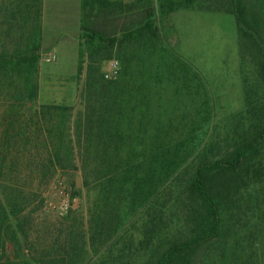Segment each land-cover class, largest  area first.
<instances>
[{"label": "trees", "instance_id": "1", "mask_svg": "<svg viewBox=\"0 0 264 264\" xmlns=\"http://www.w3.org/2000/svg\"><path fill=\"white\" fill-rule=\"evenodd\" d=\"M23 1L35 0H7L10 7L2 13L5 21L17 30L19 25L35 21L20 20L21 13L35 11L21 9ZM194 1L155 0L154 6L121 19L114 16L123 10L109 7L106 0H81L76 74L86 59L82 108L69 119L70 106H39L42 126L39 121L35 123L38 133H43L38 136L40 148L8 146V134L7 140L0 141L7 145L0 149V264H37L41 259L35 256L37 242L29 243L30 231L38 224L33 214L39 210V179L47 180L57 171L78 170L84 188L91 184L101 187L105 182L108 191L115 193L120 185L131 197L137 181L134 156L142 157L143 145L147 143L159 153L155 157L164 155V135L144 138L131 130L134 125L136 129L160 124L140 85L133 86L132 77L104 79L98 69L108 59L117 34L120 40L136 41H141L145 31L153 36L155 18ZM199 1L203 10L233 16L239 57L250 65L258 84L253 81L249 94L243 97V107L230 132L219 141L209 135L202 138L203 145L190 163L184 183L176 188L167 207L175 222L172 229L157 230L162 224L161 209L146 214L153 218L147 224L155 240L138 264H257L253 256L259 249L253 244L264 240V7L255 0ZM8 26L7 23V29ZM35 36L34 42L21 50L0 53V76L14 75L22 80L29 100L36 96L30 78L40 56L37 32ZM51 114H59L62 121L57 125L44 121ZM127 127L131 129L127 131ZM73 142L77 150L63 145ZM105 200L104 197L101 202ZM130 206L131 202L127 203L128 211ZM101 220L96 218L93 222L99 225ZM105 222L106 219L101 224ZM73 236L71 230L64 234L56 255L46 264H77L65 259L70 254ZM6 245L11 246L8 253ZM97 264L136 263L121 259Z\"/></svg>", "mask_w": 264, "mask_h": 264}, {"label": "rangeland", "instance_id": "2", "mask_svg": "<svg viewBox=\"0 0 264 264\" xmlns=\"http://www.w3.org/2000/svg\"><path fill=\"white\" fill-rule=\"evenodd\" d=\"M6 7L7 0H0V53L21 50L36 38L34 22L19 25L18 31L5 21L2 13ZM202 11L200 19L193 17L185 22H180L178 15L170 17L167 33L162 36L168 46L164 53L153 49L151 54L141 57L132 48L138 41L124 40L99 66L98 72L103 78L106 62L115 59L119 64L116 78L132 77L140 87L145 86L146 90L141 89L142 94L151 103L152 115L160 124L156 127L138 126L136 129L133 124V129L127 127L126 130L137 131L144 138L164 135L167 146L161 151L164 155L155 157L154 154L159 153L147 143L143 145V156H134L132 161L137 181L131 197L126 196L124 187L120 185L114 189L115 193L112 189L108 191L105 182L101 187L91 184L84 188L78 170L57 171L47 180L39 179L40 195L36 201L39 210L33 214L38 224L31 229L29 236V243L37 242L35 256H41L37 264H46L56 255L59 242L68 230L73 231L74 236L66 260L77 264H97L128 259L138 264L145 259L155 240L147 224V220L153 218L146 214L161 209L162 224L157 230L167 231L174 226L172 211L167 207L176 188L184 183L190 163L203 145L202 138L209 135L219 141L230 132L235 114L243 107L238 86H217L213 79L217 77L219 83L224 84L230 77L229 67L240 60L234 18L221 12ZM82 63L86 65V59ZM246 65L248 72L245 73L242 97L249 94L254 79V72L249 64ZM46 75L59 76L56 72ZM248 75H251L250 82ZM84 76L85 66L76 74L77 102L70 106L72 115L69 119L74 116V111L82 108ZM37 77L36 68L30 78L31 85L35 87ZM46 83L47 93L59 92L61 97L68 95V99L73 94L72 90H66L64 94L62 88ZM26 95L22 80L14 75L0 76V141L7 140L8 134L11 139L8 146L40 148L41 137L38 136H43V133L41 130L40 135L38 129L32 128L36 125L35 112L31 99ZM38 117L40 125L42 119ZM44 121L57 125L62 120L59 114H51L50 118L46 115ZM63 145L77 150L74 142ZM4 147H7L6 143L0 142V149ZM104 197L105 202H101ZM130 202L131 211H128L126 205ZM96 218L106 219L105 224H101V220L99 225H95L93 221ZM6 249L7 253L10 252L11 246L6 245Z\"/></svg>", "mask_w": 264, "mask_h": 264}, {"label": "crops", "instance_id": "3", "mask_svg": "<svg viewBox=\"0 0 264 264\" xmlns=\"http://www.w3.org/2000/svg\"><path fill=\"white\" fill-rule=\"evenodd\" d=\"M106 1L110 5L109 7L123 10L114 16H119L122 19L127 14H138L142 9L146 10V7L154 6L155 0ZM255 2L264 7V0H255ZM80 4L81 0H35L23 1L20 4L21 9L31 8L35 10L34 13L32 12L31 14H24V12L21 13L20 20L24 21V19L28 20L34 18V31L37 32L40 38L39 55L42 57L48 54L54 57V60L49 63L44 62L42 59H39L37 62L36 68L38 69V77L36 82V96L35 98L31 99V104L33 105L35 112L33 117L36 120V123L38 122L37 120H39V106H72L77 102L76 67L78 42L80 40ZM200 4L201 2L196 0L190 5L181 6L178 10L169 13L168 15L161 16L158 20L155 18V30L153 32V36H150V33L145 31L143 34L144 36L140 39L141 41H138L137 46L133 45L132 47L134 48L133 50L135 54L137 52L139 56L143 57L146 53L151 54L153 49L154 51L159 50L160 53H164L168 46H166V40H164L162 36L167 33L166 30H168L170 25V17L173 15H178L180 22H185L187 19H192L193 17H199L200 19L201 15L203 16V9L200 8ZM9 7V4H7V8ZM127 8H130V11H127ZM218 14L220 13L218 12ZM26 24L30 25V23ZM128 30H133V27ZM132 40L135 39H131V41ZM123 42L124 40H120V37L117 34L116 43L113 47V50H117ZM237 48L239 49L238 46ZM238 49L237 51H239ZM237 56H240V54L237 53ZM246 64V61L243 63L240 59L236 61L234 66H230L228 70L230 77L229 79H226L224 84H220L218 78L213 77V79L217 81V86H224L226 88H234L233 86H238L240 88L241 106L244 104L241 91L243 90V85L246 82L245 73L248 72L246 69ZM84 66L85 63H82L80 72L84 70ZM242 66L245 67V69H242ZM49 72H56L59 74V76H47L46 73ZM249 79H251V75H248V81ZM252 80L258 84L256 79ZM46 82H48L49 85H56L59 88H62L63 92L65 90L64 94L66 93V90H72L73 94H71L68 99V95L61 97V93L59 92L47 93L45 92L46 87H44L46 86L45 84H47ZM132 84L133 86H138L135 82ZM140 89L146 90L144 85H142ZM241 109L242 107L235 115H237ZM32 128L37 129L38 124L32 126ZM253 247L259 249V252L257 251L256 255L253 256V259H256L257 264H264V240L259 242L255 241ZM247 254L248 251H245V256Z\"/></svg>", "mask_w": 264, "mask_h": 264}, {"label": "built area", "instance_id": "4", "mask_svg": "<svg viewBox=\"0 0 264 264\" xmlns=\"http://www.w3.org/2000/svg\"><path fill=\"white\" fill-rule=\"evenodd\" d=\"M41 59L44 61V62H51L54 60V57L52 55H45V56H42ZM118 70H119V64H118V61L115 60V59H110L106 62V70L103 74V78L104 79H107V80H112V79H115L117 77V73H118Z\"/></svg>", "mask_w": 264, "mask_h": 264}]
</instances>
